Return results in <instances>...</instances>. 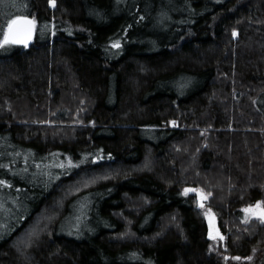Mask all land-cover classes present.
I'll list each match as a JSON object with an SVG mask.
<instances>
[{"label":"trees","instance_id":"1","mask_svg":"<svg viewBox=\"0 0 264 264\" xmlns=\"http://www.w3.org/2000/svg\"><path fill=\"white\" fill-rule=\"evenodd\" d=\"M13 1L36 35L0 48V204L26 205L0 264H264L242 217L264 201V0Z\"/></svg>","mask_w":264,"mask_h":264},{"label":"snow or ice","instance_id":"2","mask_svg":"<svg viewBox=\"0 0 264 264\" xmlns=\"http://www.w3.org/2000/svg\"><path fill=\"white\" fill-rule=\"evenodd\" d=\"M51 4H55V0H50ZM36 29V21L35 19H29L27 16H20L17 15L15 18L9 20L7 22V30L5 31L2 27H0V35H2V39H0V48L5 47L6 45H23L27 46L29 42L32 40L33 32ZM235 36L236 33H233ZM114 48H118L119 44L115 43L112 45ZM175 124V122H173ZM71 166V162H69ZM60 167H64L63 164ZM202 190L197 189H185L184 194L187 195L190 192H197ZM211 195L210 193L207 195H202V200H207L208 196ZM200 209H204V203L200 202L197 205ZM245 213L244 222L249 223L252 219L257 220L258 222L264 224V201H258L255 205H249L247 208L242 210ZM203 215L208 218L209 221V236L213 240H223L224 237L219 234V231L216 230V234L213 235L212 229L215 228L214 220L215 216L212 213L211 209H207L203 212ZM235 260H240V257H233ZM250 260L251 257H248Z\"/></svg>","mask_w":264,"mask_h":264},{"label":"rangeland","instance_id":"3","mask_svg":"<svg viewBox=\"0 0 264 264\" xmlns=\"http://www.w3.org/2000/svg\"><path fill=\"white\" fill-rule=\"evenodd\" d=\"M9 2H11V5H9ZM0 6L2 7V10L4 12L3 14H5V16L7 18V22L15 16L16 13H14V12H16L17 10H15L16 6H15L13 0H0ZM26 159L29 162L32 158H30V155H26L25 160ZM32 160L37 164L38 160H36L35 158H33ZM70 162H71V165H77L76 162H73V161H70ZM58 164L59 163H56L55 165H58ZM61 164L68 165L67 162L66 163L61 162ZM59 168H61V167H59ZM40 171H42L41 168H40ZM84 179L85 178H82L79 183L83 184L86 182H92V181H88V179H85V180ZM203 195H205V194H203ZM6 196L7 195H5V197ZM9 198H10V204H6V203L0 204V226H5V225L9 224V222L16 220L17 219V213L26 207L25 204H23L21 201L17 200L14 196L9 195ZM200 202H203L204 206H205L204 209H201L202 212H204L210 208L212 213L215 216V220H214L215 228L211 230L213 235H215L216 230H218L219 234L224 237L223 240H220L219 238H217V240L214 241V245H220L221 243H224L225 239H226V235L223 234L221 229L219 228V218H218L217 214L214 212V210L210 206L207 205V200H202V198H200L199 203ZM245 208H247V207H245ZM86 209H88V204L86 206H83L82 210L80 209V210H77L76 212L74 211V213L69 218L68 222L65 224V229L68 231H71V229L74 228V226L76 227V225H79L80 223L85 224V225L88 224L89 222H87V213H85ZM81 211H85V212L81 215ZM45 214H43L42 216L39 217L40 221H42L41 218H47V216H45ZM242 217H243V221H244L245 213L243 211H242ZM205 218L207 221L208 232H209L210 231L209 221H208L207 217H205ZM39 220H38V222H39ZM94 220H95V218H94ZM164 222H166V221H164Z\"/></svg>","mask_w":264,"mask_h":264},{"label":"water","instance_id":"4","mask_svg":"<svg viewBox=\"0 0 264 264\" xmlns=\"http://www.w3.org/2000/svg\"><path fill=\"white\" fill-rule=\"evenodd\" d=\"M27 17H28L29 19H33V18L30 17V16H27ZM35 35H36V29H35V31L33 32L32 40L29 42V44H28L27 46L31 45V44L34 42ZM21 46H23V45H21Z\"/></svg>","mask_w":264,"mask_h":264}]
</instances>
